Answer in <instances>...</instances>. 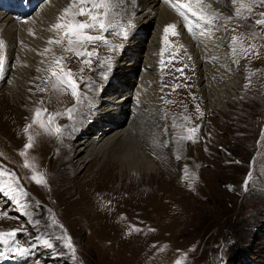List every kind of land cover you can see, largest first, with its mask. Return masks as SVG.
<instances>
[{"label":"rangeland","instance_id":"1","mask_svg":"<svg viewBox=\"0 0 264 264\" xmlns=\"http://www.w3.org/2000/svg\"><path fill=\"white\" fill-rule=\"evenodd\" d=\"M124 1L112 0L106 30H84L103 37L85 45L92 56L65 52V39L43 65L39 82L26 84L23 99L13 97L0 72V233L16 232L0 239V264L15 259V264H264V25L255 23L264 19V6L259 0L251 12L240 7L250 0H214L212 9L221 18L204 25L228 46L225 59L241 79L231 109L218 113L210 106L189 48L169 34L161 57L163 119L145 106L136 112L145 120L155 116L156 125L166 119L164 129L172 132L171 143L160 147L156 171L133 177L129 173L136 169L121 156L120 146L87 160L76 173L69 156L82 136L77 129L92 117L94 92L87 91L107 81L115 53L130 36ZM61 66L71 71L76 95L52 75L50 69L62 76ZM192 129V139H182ZM29 136L32 147L26 149ZM147 136L151 142L152 135H141ZM155 201L165 210L150 211Z\"/></svg>","mask_w":264,"mask_h":264},{"label":"bare ground","instance_id":"2","mask_svg":"<svg viewBox=\"0 0 264 264\" xmlns=\"http://www.w3.org/2000/svg\"><path fill=\"white\" fill-rule=\"evenodd\" d=\"M125 1L126 8L123 11L130 24V36L115 53V60L106 72L107 81H98L95 89L87 91L94 92L91 100L92 117L77 129V133L82 136L76 139L69 156L75 162L76 173L86 168L87 160L91 161L101 153V157L106 156L107 151L118 150L120 146L124 147L120 150L121 156L134 166L132 169H136L129 173L133 177L136 174L144 176L145 170L150 173L156 171L158 156L164 151L160 147L169 144L173 138L172 135L170 137L172 132L164 129L169 124L166 119L162 121L163 116L160 114L165 88L161 57L164 48L163 29L166 25H177L179 35L175 37L186 44L194 57L201 91L216 112L231 109L242 89L237 71L232 69V65L229 66L230 62L228 64L224 56L229 54L228 46L220 42L217 35L212 36L213 32L208 31L203 23L194 25L196 19L188 15V23L193 27L191 39L185 27L186 22L165 0ZM206 2L214 5V0ZM69 3L70 0H3L0 4V40L5 45L3 82L9 84L8 89L13 91L12 95L17 100L23 99L26 84L39 82L37 79L45 62L60 51V45L49 44L48 41L58 39L63 32L58 34L50 28ZM46 48L50 49L47 53L44 51ZM208 58L213 60L205 61ZM7 100L12 101L11 96ZM140 101L146 104L141 105ZM142 106L159 114L161 123L156 125L158 120L155 116L150 120L139 118L136 112ZM142 133L152 135L151 142L147 141L148 136L143 140ZM115 161L118 165L122 164L120 157ZM157 208L162 209L156 201L154 207L149 206L150 211ZM13 261L14 264L17 262L16 259Z\"/></svg>","mask_w":264,"mask_h":264},{"label":"snow or ice","instance_id":"3","mask_svg":"<svg viewBox=\"0 0 264 264\" xmlns=\"http://www.w3.org/2000/svg\"><path fill=\"white\" fill-rule=\"evenodd\" d=\"M233 3H237V0H232ZM165 3L168 4L186 23L185 27L187 28L189 33L193 32V27L191 23H188V15L186 12L191 13L192 16L196 17L197 22H202L204 25H213L217 19L221 18V14L216 12L212 9V5L207 3L206 0H165ZM257 0H250V3L243 4L241 3L240 7L247 8L249 12L253 10V7L256 5ZM261 6H264V0H259ZM91 5V7H87ZM193 5L196 6L195 10L193 9ZM113 7L112 0H70V3L67 7L63 8L62 13L60 16L57 17V22L54 23L50 30L63 32L62 35H59L58 39H49L48 43L56 45H63L65 39H67L68 47L65 49L66 51H75L77 56H92L93 52H89L86 50L85 45L88 43L95 42L97 40H102L103 37L100 35H90L87 34L84 30L85 29H94L97 26L99 27L100 31L106 30L108 25L104 22L108 16L109 11ZM103 9V11H99ZM95 10V11H94ZM240 12L237 10V15ZM86 17L85 20H74L68 19V17ZM260 16L264 17V12L260 13ZM227 19H231L228 17ZM255 23L257 25H264V19H256ZM177 25L176 24H168L164 27V41L168 43V36L169 34L176 36L179 33L176 31ZM238 37H233L234 42L238 41ZM4 41L0 40V72L3 71L4 68ZM182 47V46H181ZM80 49H84L81 51ZM45 53L49 52L50 49L46 48ZM63 57H60L54 61L56 65H61ZM85 64L90 63V60H84ZM39 71V69H38ZM52 75L57 77L58 81L68 83L73 90V95H76V85L71 80V71H64L61 66V72L63 75H58L54 69H50ZM55 87V85H53ZM40 91H44V89H40ZM41 113L40 109L36 110V117H39ZM51 117H49V120ZM35 123V121H34ZM44 127L43 124L40 125ZM32 125H29L25 128V132L31 128ZM56 132H59V128L56 129ZM195 129L190 130V134L187 137H182V139H192L191 133H194ZM32 136H29V142L25 145V148L32 147ZM24 152H21V155H24ZM25 167L29 165L25 163ZM33 180H36L37 183H41L42 179H38L36 175H33ZM16 235L15 231L8 232V233H0V239L3 237H14ZM7 243V240H4ZM47 244L48 242L45 241ZM51 247V245H48ZM67 246L72 249L73 253L75 249L72 247L71 239L69 238L67 241ZM179 264V262H177Z\"/></svg>","mask_w":264,"mask_h":264}]
</instances>
